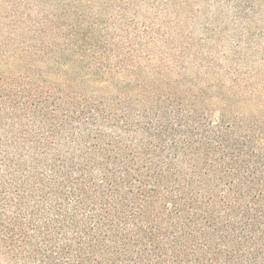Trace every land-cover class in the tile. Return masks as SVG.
Wrapping results in <instances>:
<instances>
[{
	"label": "trees",
	"instance_id": "trees-1",
	"mask_svg": "<svg viewBox=\"0 0 264 264\" xmlns=\"http://www.w3.org/2000/svg\"><path fill=\"white\" fill-rule=\"evenodd\" d=\"M0 264H264V0H0Z\"/></svg>",
	"mask_w": 264,
	"mask_h": 264
}]
</instances>
